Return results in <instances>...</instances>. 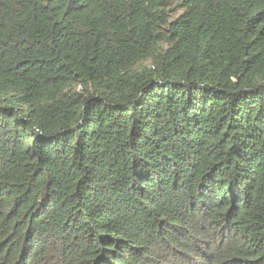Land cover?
Here are the masks:
<instances>
[{
    "label": "trees",
    "instance_id": "trees-1",
    "mask_svg": "<svg viewBox=\"0 0 264 264\" xmlns=\"http://www.w3.org/2000/svg\"><path fill=\"white\" fill-rule=\"evenodd\" d=\"M0 264H264V0H0Z\"/></svg>",
    "mask_w": 264,
    "mask_h": 264
}]
</instances>
